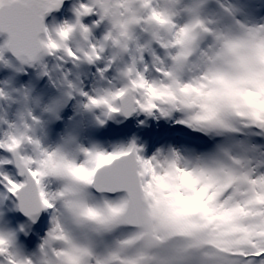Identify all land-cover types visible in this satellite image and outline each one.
Here are the masks:
<instances>
[{"label": "snow or ice", "instance_id": "6c2138e0", "mask_svg": "<svg viewBox=\"0 0 264 264\" xmlns=\"http://www.w3.org/2000/svg\"><path fill=\"white\" fill-rule=\"evenodd\" d=\"M64 5L0 0V264H264V0Z\"/></svg>", "mask_w": 264, "mask_h": 264}, {"label": "rangeland", "instance_id": "374dc122", "mask_svg": "<svg viewBox=\"0 0 264 264\" xmlns=\"http://www.w3.org/2000/svg\"><path fill=\"white\" fill-rule=\"evenodd\" d=\"M68 5H69V2L61 7V9H60V11L62 12V18L61 19H66V18L71 17L72 13H71ZM51 14L52 13H50V15ZM52 20H53V17H51L47 22H51ZM86 22H87V18H86ZM2 40H3V38L0 36V41H2Z\"/></svg>", "mask_w": 264, "mask_h": 264}, {"label": "bare ground", "instance_id": "6f19581e", "mask_svg": "<svg viewBox=\"0 0 264 264\" xmlns=\"http://www.w3.org/2000/svg\"><path fill=\"white\" fill-rule=\"evenodd\" d=\"M69 0H65V4L68 3ZM92 19H95V17H92ZM164 129L161 127V131H163Z\"/></svg>", "mask_w": 264, "mask_h": 264}, {"label": "water", "instance_id": "95a60500", "mask_svg": "<svg viewBox=\"0 0 264 264\" xmlns=\"http://www.w3.org/2000/svg\"><path fill=\"white\" fill-rule=\"evenodd\" d=\"M48 17H49V15L46 17V20L48 19ZM0 36H2L4 38L3 34H0Z\"/></svg>", "mask_w": 264, "mask_h": 264}]
</instances>
